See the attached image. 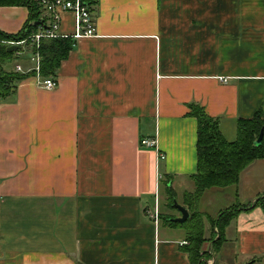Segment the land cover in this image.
<instances>
[{"label": "crops", "instance_id": "obj_1", "mask_svg": "<svg viewBox=\"0 0 264 264\" xmlns=\"http://www.w3.org/2000/svg\"><path fill=\"white\" fill-rule=\"evenodd\" d=\"M93 8L99 36L71 39L56 89L28 75L31 51L5 66L26 76L0 101V264H192L186 231L155 219L160 182L172 178L188 209L198 165L190 106L218 119L229 142L240 120L264 118V0H97ZM29 18L28 7L2 6L0 32L16 36ZM73 31L64 14L61 32ZM263 196L264 159L236 186L206 190L196 206L209 217L205 237L209 219ZM225 236L224 250L242 264H264L262 208L242 211Z\"/></svg>", "mask_w": 264, "mask_h": 264}, {"label": "trees", "instance_id": "obj_2", "mask_svg": "<svg viewBox=\"0 0 264 264\" xmlns=\"http://www.w3.org/2000/svg\"><path fill=\"white\" fill-rule=\"evenodd\" d=\"M42 0H0L2 6H25L30 10V18L22 31L11 36L0 32V39L9 41L27 40L36 34L42 27L45 28L47 20L42 17ZM94 6L97 0H88ZM31 40L27 41V45ZM9 46L0 45V101L8 98L16 85L26 75L14 71H7L5 66L15 58V51L9 52ZM71 39H44L40 44L41 76L43 78H57L58 71L71 50ZM31 50V49H30ZM34 72L28 75H33ZM190 117L198 121L197 134V173L191 177L195 184V191L184 194V205L190 213L189 219L184 224L175 223V217H165V222L172 227H180L186 231V252L192 264H207L206 258L214 256L220 251L225 242V231L231 222L242 212L255 208L264 210V196L253 202L248 208L239 206L231 207L220 212L211 220V238L205 237L206 214L196 211L198 201L203 193L211 188H226L239 183L242 172L248 169L255 161L264 159V137L260 146H255L262 131H264V118L258 113L251 119H242L238 123V137L234 142L227 141L221 130L218 119L210 117L198 105L190 106ZM164 194L169 200V208L175 209L176 193L172 187V178L166 177L161 182ZM208 242L211 250L202 251V246ZM212 250L214 253H212Z\"/></svg>", "mask_w": 264, "mask_h": 264}, {"label": "built area", "instance_id": "obj_3", "mask_svg": "<svg viewBox=\"0 0 264 264\" xmlns=\"http://www.w3.org/2000/svg\"><path fill=\"white\" fill-rule=\"evenodd\" d=\"M43 18L47 21L45 28H41L36 34L27 40L15 42L0 39V44H5L9 47L15 46L16 57H21L26 51L34 53L32 61L35 66L32 71L39 80V85L42 89L52 91L58 87L56 78H43L41 76L42 57L39 49L41 41L44 39H72L78 41L82 39L96 38L99 36L97 31V20L93 6L88 0H42L40 2ZM70 14L73 18L74 31L72 34H64L61 32L63 15ZM31 40L29 49L26 50L27 41ZM31 49V50H30ZM15 72L24 74L21 66H17ZM141 145L147 148H156V141L142 140ZM163 158V156H162ZM158 215H155L157 220ZM187 244V242H185Z\"/></svg>", "mask_w": 264, "mask_h": 264}, {"label": "rangeland", "instance_id": "obj_4", "mask_svg": "<svg viewBox=\"0 0 264 264\" xmlns=\"http://www.w3.org/2000/svg\"><path fill=\"white\" fill-rule=\"evenodd\" d=\"M44 13V12H43ZM42 13V15L44 16V14ZM47 22H49V21H47ZM0 45H2V46H7V45H5V44H0ZM30 47H29V45H27V47H26V50L27 49H29ZM27 53L26 54H24L25 56L24 57H26L27 59H29V57H30V53H28V51H26ZM33 56H34V53H33ZM14 62H15V60H14ZM12 65H14V63L12 64ZM161 183V182H160ZM163 189V188H162ZM161 189V201L159 202L160 204H159V211H158V213H157V215L158 216H160V214H161V216L160 217H173L174 218V215L175 216H179V218L181 217V213L179 212V211H177V209L175 208V209H172V208H169V206H168V204H169V200L167 199V196L164 194V192H163V190ZM174 192H175V190H174ZM176 193V192H175ZM179 193L181 194V192H180V190L178 189V191H177V193H176V196H177V201H178V204H179V202L181 203L182 202V197L181 196H179ZM204 202L205 203H208L210 206H208L209 208H211L212 206H211V204H210V199H209V197H207L205 200H204ZM164 214V215H163ZM161 219V218H160ZM164 220H162V222H163ZM165 222V221H164ZM209 238H207L208 240L212 237L211 235L210 236H208ZM226 242H227V240H226V236H225V242L223 243V245H222V247H221V249H220V251L215 255V253H214V251L212 250V253H214V256H212V258H211V256L210 257H208V258H206V259H208L207 260V264H242V260H237V256L236 255H234V252L233 251H231V250H227V249H225L224 250V245L226 244ZM208 246H209V244L208 245H206V244H204L203 246H202V248H201V250L202 251H209V250H211L210 248H208ZM211 246V245H210ZM204 247H207V249H205Z\"/></svg>", "mask_w": 264, "mask_h": 264}, {"label": "water", "instance_id": "obj_5", "mask_svg": "<svg viewBox=\"0 0 264 264\" xmlns=\"http://www.w3.org/2000/svg\"><path fill=\"white\" fill-rule=\"evenodd\" d=\"M16 50H17V47L12 46V47L9 48L8 51L9 52H14ZM263 137H264V131L261 132L258 140L255 142V146H260L261 145ZM174 207L181 213V217L173 219V221L175 223L184 224L190 217V213H189L188 209H186L185 207L179 205L177 202L175 203Z\"/></svg>", "mask_w": 264, "mask_h": 264}]
</instances>
